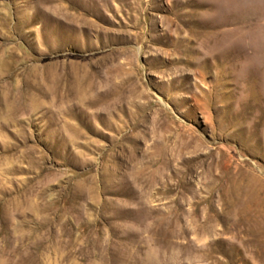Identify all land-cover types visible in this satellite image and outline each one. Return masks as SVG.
<instances>
[{
  "label": "rangeland",
  "instance_id": "1",
  "mask_svg": "<svg viewBox=\"0 0 264 264\" xmlns=\"http://www.w3.org/2000/svg\"><path fill=\"white\" fill-rule=\"evenodd\" d=\"M0 264H264V0H0Z\"/></svg>",
  "mask_w": 264,
  "mask_h": 264
}]
</instances>
